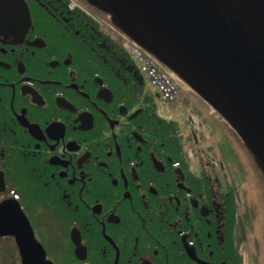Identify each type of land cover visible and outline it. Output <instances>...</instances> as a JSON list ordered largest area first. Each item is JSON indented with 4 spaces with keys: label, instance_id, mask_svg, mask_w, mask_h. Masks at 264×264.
Here are the masks:
<instances>
[{
    "label": "flooded vegetation",
    "instance_id": "1",
    "mask_svg": "<svg viewBox=\"0 0 264 264\" xmlns=\"http://www.w3.org/2000/svg\"><path fill=\"white\" fill-rule=\"evenodd\" d=\"M73 13L0 0L3 224L28 220L40 244L3 234L4 264H25L23 248L33 264H246L247 183L264 196V169L211 106L197 128L174 118L182 108Z\"/></svg>",
    "mask_w": 264,
    "mask_h": 264
},
{
    "label": "water",
    "instance_id": "2",
    "mask_svg": "<svg viewBox=\"0 0 264 264\" xmlns=\"http://www.w3.org/2000/svg\"><path fill=\"white\" fill-rule=\"evenodd\" d=\"M87 1L210 103L264 165V0ZM5 208L0 236L14 233L38 247L28 220L22 232L3 224ZM23 256L33 264L24 248Z\"/></svg>",
    "mask_w": 264,
    "mask_h": 264
},
{
    "label": "rangeland",
    "instance_id": "3",
    "mask_svg": "<svg viewBox=\"0 0 264 264\" xmlns=\"http://www.w3.org/2000/svg\"><path fill=\"white\" fill-rule=\"evenodd\" d=\"M186 84L187 85H183V96L185 97V102H181L179 104L182 111L173 114V117L181 122L189 121L186 109L187 105H192L196 107L197 110H201L207 103L204 101L203 97L198 95L188 83ZM239 140H241L239 134L238 136L233 134V138H230L228 143L231 142L234 145H237ZM250 151L245 152V156L248 158L246 164L247 167L258 169L264 168V165H261L260 161L259 164L256 165V159L251 156ZM229 152L232 154L231 150H229ZM250 177L251 179H249L247 183V199L249 209L247 222V243L244 246V253L246 255V264H264V196L261 189L262 187H260L257 183L258 179L255 177V174H251ZM0 264H4L3 241L0 243Z\"/></svg>",
    "mask_w": 264,
    "mask_h": 264
},
{
    "label": "built area",
    "instance_id": "4",
    "mask_svg": "<svg viewBox=\"0 0 264 264\" xmlns=\"http://www.w3.org/2000/svg\"><path fill=\"white\" fill-rule=\"evenodd\" d=\"M71 6H79L84 9V7L80 5V3H78L76 0H71ZM118 37L139 60L142 69L150 76L153 83L159 89L163 99L165 101L174 102L178 98V85L173 74L169 70L159 66L154 58L146 53L145 50L136 42L125 36L119 35Z\"/></svg>",
    "mask_w": 264,
    "mask_h": 264
},
{
    "label": "trees",
    "instance_id": "5",
    "mask_svg": "<svg viewBox=\"0 0 264 264\" xmlns=\"http://www.w3.org/2000/svg\"><path fill=\"white\" fill-rule=\"evenodd\" d=\"M73 21L75 22L78 27H99L96 23H94L90 18L85 17L84 15L80 13H73L72 14ZM116 46L119 49V54L122 56L126 54L127 52L120 47V45L116 44ZM3 241V237H0V243Z\"/></svg>",
    "mask_w": 264,
    "mask_h": 264
}]
</instances>
